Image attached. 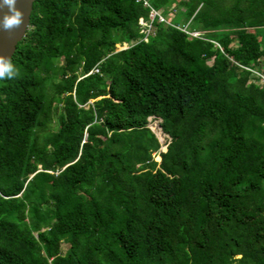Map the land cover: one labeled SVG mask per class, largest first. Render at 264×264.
Instances as JSON below:
<instances>
[{
    "label": "trees",
    "instance_id": "obj_1",
    "mask_svg": "<svg viewBox=\"0 0 264 264\" xmlns=\"http://www.w3.org/2000/svg\"><path fill=\"white\" fill-rule=\"evenodd\" d=\"M148 2L187 21L143 40L134 0H33L0 80V264H264V0Z\"/></svg>",
    "mask_w": 264,
    "mask_h": 264
},
{
    "label": "clouds",
    "instance_id": "obj_2",
    "mask_svg": "<svg viewBox=\"0 0 264 264\" xmlns=\"http://www.w3.org/2000/svg\"><path fill=\"white\" fill-rule=\"evenodd\" d=\"M16 2L17 0H0V8L7 7L8 9V12L3 15L2 21H0V26L6 31L17 29L23 23L24 14L15 7ZM121 45H123L122 48L115 50L117 51L127 47L124 43ZM19 75L20 70L13 63L12 58L0 56V80H13L19 77Z\"/></svg>",
    "mask_w": 264,
    "mask_h": 264
},
{
    "label": "water",
    "instance_id": "obj_3",
    "mask_svg": "<svg viewBox=\"0 0 264 264\" xmlns=\"http://www.w3.org/2000/svg\"><path fill=\"white\" fill-rule=\"evenodd\" d=\"M32 2L33 0H17L15 7L24 14L23 23L19 28L6 31L0 26V56L10 58L14 53L17 42L27 29ZM7 12V7L0 8V21Z\"/></svg>",
    "mask_w": 264,
    "mask_h": 264
},
{
    "label": "built area",
    "instance_id": "obj_4",
    "mask_svg": "<svg viewBox=\"0 0 264 264\" xmlns=\"http://www.w3.org/2000/svg\"><path fill=\"white\" fill-rule=\"evenodd\" d=\"M134 1L135 2H139V3H141V5L143 7L148 8L147 20H143L141 18L138 19V24L141 27V32L144 33L143 40H146V35L150 31L151 22L153 20L156 19V21L164 22V23H168V21L159 12H157V10L153 9L149 5L148 0H134ZM176 28H178L182 32H185L189 36H197L198 35L197 32L188 31L185 26H179L178 25ZM215 45H216V43H215ZM92 71L93 72H97L98 70H97V68H93ZM251 72L258 78V80H259L258 82L259 83H263L264 84V73H261V72L255 71V70H251Z\"/></svg>",
    "mask_w": 264,
    "mask_h": 264
},
{
    "label": "rangeland",
    "instance_id": "obj_5",
    "mask_svg": "<svg viewBox=\"0 0 264 264\" xmlns=\"http://www.w3.org/2000/svg\"><path fill=\"white\" fill-rule=\"evenodd\" d=\"M173 5H174V3H173ZM169 8L167 10H165L164 13L171 16L172 20H174L175 22H177L179 24H185V22L187 21V19H185V16H183L182 13L175 12L176 7L169 6ZM157 12H159V11H157ZM165 14H163V15H165ZM122 46L123 45H116L115 49H120V48H122ZM159 121L160 120L156 117H149L147 119V127L155 135L156 139L158 140V142L160 144V150H164V147H165L164 145H165L166 141L168 140V138L166 135H164L160 131ZM55 127H56L55 122H53L52 123V129L54 130ZM64 248H65V244L62 243L61 249L63 250Z\"/></svg>",
    "mask_w": 264,
    "mask_h": 264
},
{
    "label": "crops",
    "instance_id": "obj_6",
    "mask_svg": "<svg viewBox=\"0 0 264 264\" xmlns=\"http://www.w3.org/2000/svg\"><path fill=\"white\" fill-rule=\"evenodd\" d=\"M171 6H173V4H171ZM163 17H164L166 20H169V18H170L171 16L165 14V15H163Z\"/></svg>",
    "mask_w": 264,
    "mask_h": 264
}]
</instances>
